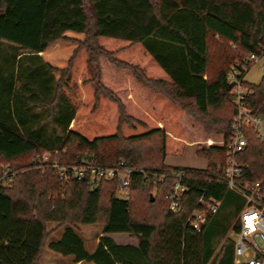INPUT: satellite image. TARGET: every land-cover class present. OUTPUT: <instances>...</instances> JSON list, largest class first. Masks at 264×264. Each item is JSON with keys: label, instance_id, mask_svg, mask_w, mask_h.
I'll return each mask as SVG.
<instances>
[{"label": "trees", "instance_id": "obj_1", "mask_svg": "<svg viewBox=\"0 0 264 264\" xmlns=\"http://www.w3.org/2000/svg\"><path fill=\"white\" fill-rule=\"evenodd\" d=\"M263 52L264 0H0V162L13 172L0 184V264H38L45 246L93 264H234V242L217 252L216 242L230 208L239 213L244 200L208 180L227 157L229 67ZM244 84L250 112L263 114L264 76ZM35 103L50 130L27 117ZM219 110L226 116L207 121ZM244 136L238 182L264 191V146L252 130ZM193 143L204 168L164 163ZM45 152L168 175L159 182L133 174L126 197L116 198L114 181L61 184L49 168L34 167ZM178 169L192 179L171 212L166 194ZM202 195L220 206L196 232L185 221ZM48 223L64 227L57 241L47 243ZM93 224L102 229L88 253L73 228ZM109 233L136 243L118 244Z\"/></svg>", "mask_w": 264, "mask_h": 264}, {"label": "built area", "instance_id": "obj_2", "mask_svg": "<svg viewBox=\"0 0 264 264\" xmlns=\"http://www.w3.org/2000/svg\"><path fill=\"white\" fill-rule=\"evenodd\" d=\"M258 55L249 54L242 64L230 67L228 77L232 83L231 96L234 115L230 125V136L227 142V157L218 166L215 176L209 183H217L227 187L244 199V206L238 217V230L233 245V260L235 264H264V191L259 182L240 184L238 179L245 165L236 161V154L246 145L244 130L250 129L257 140L264 146V113L253 115L246 103L249 93L244 84V69L258 59ZM34 167L49 168L58 177L61 184L69 179L81 180L88 178L93 184L103 180L114 181L118 191L126 193L133 174L150 177L153 181H163L167 173L134 167L120 160L110 165L94 163L92 160L62 162L53 158V154L45 152L33 160ZM13 175L9 167L0 166V184L4 185ZM170 175L174 181L166 194L168 209L177 212L183 195L188 191L186 181L192 179L182 169L172 170ZM199 207L193 209L187 216L185 225L199 232L207 218L218 212L220 201L214 198L205 199L203 195L198 200Z\"/></svg>", "mask_w": 264, "mask_h": 264}, {"label": "rangeland", "instance_id": "obj_3", "mask_svg": "<svg viewBox=\"0 0 264 264\" xmlns=\"http://www.w3.org/2000/svg\"><path fill=\"white\" fill-rule=\"evenodd\" d=\"M174 1L178 2L179 0H174ZM216 52L217 50L214 51V54L218 55V53ZM246 57L247 55L242 56L243 59H245ZM99 62L100 64H103L106 66L112 65L103 59H101ZM232 65L234 64H231L230 67ZM262 76H264V52L260 55V57H258L255 63L248 65L244 69L243 80L246 84L254 85L260 81ZM119 98L124 103L125 101L124 96L120 95ZM27 113H28L27 117L29 118L32 115H35L37 117L34 128L38 127L40 124L45 125L48 130L54 127V125L47 118V114L44 112L41 103L32 104ZM221 115H225V112L223 110L222 111L220 110L212 111L210 113V116H207L206 118H207V121H209L211 119H217L218 117L220 118ZM56 132H59V130H57ZM195 148L196 146L194 145L186 144L181 154L168 156L166 159H164V163L165 164H176L181 167L188 166V167H195V168H198V167L204 168L206 165V160L203 157H199L196 154ZM0 166L8 167V165L2 162H0ZM115 196L116 198H125L126 193L117 191ZM243 206H244V203H243ZM229 212L231 213V216L228 220V223L225 225L226 227L225 232H222V234L220 235V237L218 238L216 242V252L218 251L220 246L223 243H226L228 240L233 241V242L236 241V233L233 230V225L235 222L238 223V217H239L240 212L236 214L233 211V207L230 208ZM46 229L48 232H50L47 243L57 241L61 237L64 231V227L58 228L55 223H48ZM73 229H74V232L82 240L85 250L88 253H92L98 241V237L101 234V229H102L101 224L77 225ZM106 235L111 237L118 244L136 243V241L130 238L126 233H109ZM70 257H64L63 255L55 253L52 250H50L47 246H45L38 264H74L72 260L70 259ZM82 264H93V263L92 262H82Z\"/></svg>", "mask_w": 264, "mask_h": 264}, {"label": "crops", "instance_id": "obj_4", "mask_svg": "<svg viewBox=\"0 0 264 264\" xmlns=\"http://www.w3.org/2000/svg\"><path fill=\"white\" fill-rule=\"evenodd\" d=\"M190 145H194V146H196L195 143L190 144ZM168 156H171V155H167V156H165V159H166ZM168 165H171V166H179V165H176V164H168ZM179 167H181V166H179ZM186 167H188V166H186ZM193 168H195V167H193ZM198 168H199V167H198ZM200 168H203V167H200ZM64 257H70V256H64ZM70 259L72 260V262H73L74 264H82V262H74L72 256L70 257Z\"/></svg>", "mask_w": 264, "mask_h": 264}]
</instances>
